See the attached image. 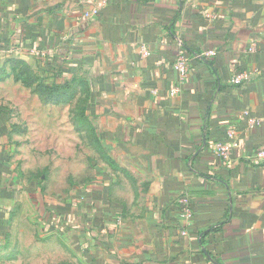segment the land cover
I'll use <instances>...</instances> for the list:
<instances>
[{"label": "crops", "instance_id": "0c3cea01", "mask_svg": "<svg viewBox=\"0 0 264 264\" xmlns=\"http://www.w3.org/2000/svg\"><path fill=\"white\" fill-rule=\"evenodd\" d=\"M1 57L72 82L92 160L50 202L0 121V264H264V0H0Z\"/></svg>", "mask_w": 264, "mask_h": 264}, {"label": "rangeland", "instance_id": "374dc122", "mask_svg": "<svg viewBox=\"0 0 264 264\" xmlns=\"http://www.w3.org/2000/svg\"><path fill=\"white\" fill-rule=\"evenodd\" d=\"M55 82L35 59L0 58V120L13 134L6 157L20 179L43 184L50 202L68 199L72 184L84 185L92 160L86 136L74 135L71 125L81 96L44 95L41 86Z\"/></svg>", "mask_w": 264, "mask_h": 264}, {"label": "built area", "instance_id": "2783aa9c", "mask_svg": "<svg viewBox=\"0 0 264 264\" xmlns=\"http://www.w3.org/2000/svg\"><path fill=\"white\" fill-rule=\"evenodd\" d=\"M96 12H94L95 14ZM143 53H146L143 50ZM213 53L209 52L208 54H205V56L209 57L212 56ZM174 70L177 72L178 79L180 83L185 82L186 78L188 77V61L184 55V53L179 52L177 59L174 63ZM249 77L246 73H241L234 77L232 80V83L235 85L241 84L245 80H248ZM176 89L171 90V95H174L176 93ZM238 147V142L235 137V132L233 128H229L226 132V142L225 143H219L214 146V152L216 155L222 160L224 164H230L229 156L231 152ZM253 159L258 162L261 165H264V150L260 149L257 150L254 153ZM180 205H181V212L182 216L187 220L190 221L191 217V205L187 198H180L178 199ZM182 234H185V231H182Z\"/></svg>", "mask_w": 264, "mask_h": 264}, {"label": "trees", "instance_id": "16d2710c", "mask_svg": "<svg viewBox=\"0 0 264 264\" xmlns=\"http://www.w3.org/2000/svg\"><path fill=\"white\" fill-rule=\"evenodd\" d=\"M44 72L45 70L42 69ZM54 78H56L54 76ZM41 88L43 89V94L44 95H48L51 97H63V96H70V94H72L73 97V92L74 95L76 93V90L74 89V87L72 86V82L71 81H64L62 83H53V84H43L41 86ZM70 98V97H68ZM50 101H46V103H48ZM73 119H74V123H76L79 126V129L84 131L86 135L90 136L92 129L91 126L89 124L88 118L85 115V108H83L81 106V104H78V106L75 107V109L73 110ZM1 121V120H0ZM4 124V123H3ZM191 213H192V209H191Z\"/></svg>", "mask_w": 264, "mask_h": 264}, {"label": "water", "instance_id": "95a60500", "mask_svg": "<svg viewBox=\"0 0 264 264\" xmlns=\"http://www.w3.org/2000/svg\"><path fill=\"white\" fill-rule=\"evenodd\" d=\"M214 264H217V263H214Z\"/></svg>", "mask_w": 264, "mask_h": 264}]
</instances>
